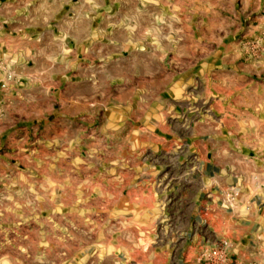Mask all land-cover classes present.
Instances as JSON below:
<instances>
[{
    "label": "rangeland",
    "instance_id": "obj_1",
    "mask_svg": "<svg viewBox=\"0 0 264 264\" xmlns=\"http://www.w3.org/2000/svg\"><path fill=\"white\" fill-rule=\"evenodd\" d=\"M1 3L0 264H264V0Z\"/></svg>",
    "mask_w": 264,
    "mask_h": 264
},
{
    "label": "crops",
    "instance_id": "obj_2",
    "mask_svg": "<svg viewBox=\"0 0 264 264\" xmlns=\"http://www.w3.org/2000/svg\"><path fill=\"white\" fill-rule=\"evenodd\" d=\"M2 0H0V5H3L1 3ZM6 1V0H3ZM5 7V6H4ZM8 13V12H7ZM9 16L8 15H3L0 13V49L2 50L3 48L7 47V35L9 33V29H11L8 26V21ZM253 205L249 204L248 210L247 211H252L253 212ZM257 212L249 213L248 216H250V219L256 220L257 217Z\"/></svg>",
    "mask_w": 264,
    "mask_h": 264
}]
</instances>
